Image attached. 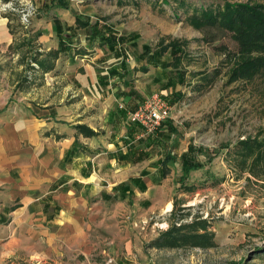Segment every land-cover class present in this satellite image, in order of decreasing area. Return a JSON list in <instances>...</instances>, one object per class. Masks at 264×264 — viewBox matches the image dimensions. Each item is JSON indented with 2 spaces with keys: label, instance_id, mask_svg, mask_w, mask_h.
I'll list each match as a JSON object with an SVG mask.
<instances>
[{
  "label": "rangeland",
  "instance_id": "374dc122",
  "mask_svg": "<svg viewBox=\"0 0 264 264\" xmlns=\"http://www.w3.org/2000/svg\"><path fill=\"white\" fill-rule=\"evenodd\" d=\"M0 1L7 3L11 0ZM14 1L19 4L21 0ZM226 1L22 0L24 4L20 6L28 8L31 16L26 25L19 18V13L14 15L23 33L17 47L20 50L42 51L46 60L50 59L47 54L52 53L55 58L54 52H59L61 44L55 48L51 47L50 41H41L43 30H35L34 22L45 11L64 8L72 17L100 25V32L96 34L86 26L78 25L77 20L68 29L70 37L67 44L76 43L77 49L83 48L87 56L93 54L87 48L109 47L97 35L113 33L126 38L119 44L129 45L123 51L130 47L138 56L137 52L143 50L141 54L149 61H160L165 77L172 79L178 90L168 98L171 114L176 117V128L168 132L169 135L164 133L167 132L165 129L173 127L167 121L153 135L143 132L155 139L164 133V145L168 144L167 148L172 150L167 156L174 157L176 161L165 163L163 160V175L167 177H162L157 189L147 194L148 200H154V206L145 201L143 206L148 209H145L147 213L142 212L144 218L134 207H131L130 214L125 213L129 209H122L116 218H111L113 223L108 231L113 237L104 239L101 246L94 245L85 254L63 251L52 255L46 253L47 249L43 250L40 243H23L10 250L11 254L0 264H264V180L242 169L245 159L234 154L241 140L264 138V69L254 77L233 80L231 75L235 62L228 59L222 48L236 51L237 41L222 27L197 26L192 20L197 8L225 4ZM228 1L264 3V0ZM54 16L49 14L48 21ZM147 47L150 48L148 52ZM78 57L75 55V60ZM9 59L7 67L11 63L16 66L13 58ZM29 64L24 65L21 77L30 70L34 71L29 80L32 87H38L34 92L48 95L40 78L36 79L35 70L40 67L39 62L33 60ZM158 75V71H152L143 80L142 87L147 91L145 99L156 93L167 95L162 92L166 80ZM21 77L10 89L12 96L20 95ZM54 80L58 78L54 77ZM7 109L6 106L0 108V112ZM190 144L202 147L214 156L208 159L202 155L201 159L207 160L206 165L192 171L182 184L177 180L181 174V160L177 153L187 152ZM161 151L163 149L158 145L153 154L156 157ZM174 168L176 173L171 175ZM174 212H185L186 219L197 216L207 219V231L213 235V245L175 249L149 247L151 240L179 220Z\"/></svg>",
  "mask_w": 264,
  "mask_h": 264
},
{
  "label": "crops",
  "instance_id": "0c3cea01",
  "mask_svg": "<svg viewBox=\"0 0 264 264\" xmlns=\"http://www.w3.org/2000/svg\"><path fill=\"white\" fill-rule=\"evenodd\" d=\"M65 10L45 11L34 22L35 30H43L41 41L55 48L64 42L66 48L54 52L56 59L47 54L53 63L49 67L40 64L46 59L39 51L35 72L48 91L43 96L29 81L34 71L28 69L21 77L24 65L38 52L17 48L23 35L18 20L0 8V108H8L0 112V261L15 246L29 242L40 243L52 255L85 254L101 246L113 237L108 231L111 218L122 209L130 214L131 207L144 218L145 201L154 206L147 194L167 177L163 160L172 150L164 145V133L176 128V117L171 114L172 129L155 139L145 136L129 113L145 99L142 86L149 73L158 71L166 80L162 92L168 101L178 91L174 81L165 77L160 61H149L143 50L138 56L130 47L123 51L129 45L87 48L93 53L87 56L76 43L67 44L68 29L77 17ZM49 14L55 15L50 22ZM11 57L16 66L7 67ZM20 77V95L12 96L10 89ZM79 125L95 134L86 135ZM158 145L163 151L155 157ZM175 173L174 168L171 175Z\"/></svg>",
  "mask_w": 264,
  "mask_h": 264
},
{
  "label": "trees",
  "instance_id": "16d2710c",
  "mask_svg": "<svg viewBox=\"0 0 264 264\" xmlns=\"http://www.w3.org/2000/svg\"><path fill=\"white\" fill-rule=\"evenodd\" d=\"M122 1V0H119ZM224 5V6H223ZM192 20L198 25L219 26L228 30L232 38L237 41L238 48L236 51L222 48L228 56V59L235 62L232 69V79H248L258 75L264 69V3L262 2H241L233 3L226 1L225 4H212L208 7L197 8L192 14ZM78 25L86 26L89 31L100 32L99 23L92 24L90 20L83 21L77 19ZM97 38L104 44L111 46H120L125 37L117 34L97 35ZM64 43V42H63ZM61 42L62 49H66ZM146 51H150L147 47ZM55 54V53H54ZM25 55V54H24ZM24 55L22 63L24 62ZM58 55V53H57ZM39 51L33 56V60H39ZM153 59V58H152ZM52 59L39 60L40 64L45 67L52 66ZM30 65V64H29ZM26 80V79H25ZM181 80V78H180ZM169 120H166V122ZM139 125L135 122H132ZM163 124V125H164ZM142 130L143 127L139 125ZM79 130L86 135H94L95 132L87 125H79ZM190 144L187 152L181 154V174L177 180L182 184L195 170L202 169L207 160L201 159L202 155L211 159L214 154ZM238 158L245 159L242 169H247L254 177L264 180V138L249 137L241 140L238 147L234 150ZM164 161L169 163L176 161L175 158L167 156ZM178 216L167 230L160 232V236L151 240L149 247L154 248H173L175 247H209L213 245V235L207 231L208 220L200 217L186 219L185 212H174Z\"/></svg>",
  "mask_w": 264,
  "mask_h": 264
},
{
  "label": "built area",
  "instance_id": "2783aa9c",
  "mask_svg": "<svg viewBox=\"0 0 264 264\" xmlns=\"http://www.w3.org/2000/svg\"><path fill=\"white\" fill-rule=\"evenodd\" d=\"M22 4H24L22 0L19 4L14 0L7 3L0 1V8L3 12L19 13L21 21L28 25L31 12L28 8L21 7ZM171 110L170 102L161 93H156L144 99L136 110L129 113V118L132 122L141 125L146 134L153 135L166 120L171 118Z\"/></svg>",
  "mask_w": 264,
  "mask_h": 264
}]
</instances>
